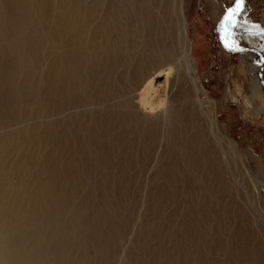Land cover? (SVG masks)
Here are the masks:
<instances>
[{
	"label": "rangeland",
	"instance_id": "1",
	"mask_svg": "<svg viewBox=\"0 0 264 264\" xmlns=\"http://www.w3.org/2000/svg\"><path fill=\"white\" fill-rule=\"evenodd\" d=\"M53 1L62 9L35 25L48 37L42 39L38 51L24 46L18 54L20 61L38 55L32 73L24 77L21 65L12 77L16 89L22 87L21 94L15 93L11 102L5 87L0 89V110L9 107L21 116L9 126H0V141L8 143L0 177L31 187L39 168L52 166L55 181L63 182L64 197L70 199L55 226L57 235L71 226L74 244L83 245H65L63 264H75V257L79 260L82 256L86 264H264V85L258 81L252 90L250 70L257 64L264 77V0H244L236 14L229 38L239 50L227 49L221 43L223 17L235 0L174 2L175 13L178 9L182 13L190 43L196 88L186 78L182 83L187 96L179 100V76L172 91L162 99L174 98L173 104L182 114L185 110L191 113L194 107L201 110L197 127L204 132L206 149L200 142L196 144V127L186 126L182 133L193 141L189 150L194 156L202 151L213 152L222 186L210 175L207 158L201 164L188 160L169 168L168 156L160 149L154 162L144 167L140 145L130 151L126 141L109 151L105 142L114 135L112 127L102 129L104 141L97 147L104 160L97 166L89 161L93 138L89 134L90 27L109 11L113 13L111 18L116 17L115 10L128 8V3ZM93 2L98 3L94 15L90 14ZM64 12L73 29L53 32L51 27ZM50 41L66 51L67 57L82 58L71 76L64 75L65 58L51 49ZM5 55L2 57L7 64L17 56ZM156 79L162 81L163 76ZM0 80L10 82L7 71L0 72ZM195 97L201 101L200 109ZM42 109L46 112L40 113ZM172 149L186 157L190 152L179 144ZM33 151L42 159L48 156L50 162H44L43 168L33 164L21 171L17 164ZM121 156H133L134 165L119 164ZM49 244L55 250L62 246L58 237Z\"/></svg>",
	"mask_w": 264,
	"mask_h": 264
},
{
	"label": "bare ground",
	"instance_id": "2",
	"mask_svg": "<svg viewBox=\"0 0 264 264\" xmlns=\"http://www.w3.org/2000/svg\"><path fill=\"white\" fill-rule=\"evenodd\" d=\"M174 2L175 0H127L128 8L112 6L118 8L115 10L116 17L111 18L113 13L111 15L109 11L105 13L101 21L92 23L88 51L90 56L89 134L93 138L91 137L89 145V161L97 166L104 160L98 155L97 147L102 140L104 141L105 135L102 129L112 127L115 129L114 135L110 137L108 133L110 138L105 142L108 150L120 147L126 141L128 143L126 147L130 151L140 145L143 156H141V162L139 160L138 162L144 167L154 162L155 155L160 149L168 156L166 166L169 168H173L174 165L178 167L179 163H185L188 160L194 165L201 164L207 158L210 175L219 186H222L221 172L218 171L219 165L216 164V158L213 159L211 155L212 151L209 150L210 153L207 152L208 150L202 151L198 154L199 156H194L189 150L193 141L187 140L182 133L186 126L196 127L198 136L196 144L200 142V145L204 146L205 140H202L204 132L197 127L199 124L197 114L201 110L197 111L194 107L190 109L191 113L188 111L187 114L185 110L182 114L180 107L173 104L174 98L167 101L162 99V96L172 91L173 84L178 82L177 78L180 77L181 90L177 97L179 100L182 101L187 96L182 83L186 78H189L193 87L196 88L190 43L185 32L182 13L179 9L178 13H175ZM59 9L62 7L53 0H0V72L7 71L10 75V82L0 80V89L5 87L8 101L12 102L13 95L22 92V87L16 89L12 80L19 66L22 65L20 73L27 77L36 69L38 62V55L20 61L19 52L24 46H30L34 52L38 51L42 39L48 35L42 33L35 25ZM97 11L98 3L93 2L90 14L94 15ZM72 25L68 13L64 12L51 29L59 33V31L73 29ZM232 27L233 24L222 25L223 41L221 40V43L225 48H227L226 43L232 45L229 47L230 50H239L238 45L233 44L235 41L229 38ZM27 32L28 36L25 35ZM51 45L53 51L65 58L62 65L64 75L68 77L74 74V68L82 58L76 56L75 59H71L67 57L66 51L58 49L59 46L55 42L52 41ZM4 53L10 56L17 54L11 57L8 62L9 67L2 57ZM5 67L7 68L4 69ZM173 67L176 73L171 75ZM250 70L253 74L252 90L255 91L259 81V67L257 64L252 65ZM159 75L163 76L162 81L156 79ZM45 81L49 80L45 79ZM195 102L200 109L201 101L197 99ZM8 108L0 110V126H9L21 119L19 114ZM44 110L42 109L40 113ZM36 138L33 134V139ZM176 144L190 151L187 157L181 152H174L172 148ZM7 149L8 143L0 141V168L7 157ZM128 158L122 159L121 156L118 163L131 167L134 165L133 156ZM23 159L26 160H21L17 164L21 171L28 170L33 164L43 168L44 162H50L48 156L42 159L34 151L33 154L28 155V158ZM180 172L184 173L183 170ZM53 174L52 166L47 169L39 168L34 175L31 187L18 181L9 183L0 177V264H63L65 245L78 248L83 246L76 245L77 242L74 244L71 239V233H73L71 226L57 235L55 226L61 221V211L68 209L70 199L64 197L66 196L64 195L65 186L63 182H56ZM53 237H58L62 245L57 250L49 247V241ZM221 248L219 243L217 249ZM105 251L110 253V250ZM73 263L86 264V259L84 256L79 260L75 257Z\"/></svg>",
	"mask_w": 264,
	"mask_h": 264
},
{
	"label": "snow or ice",
	"instance_id": "3",
	"mask_svg": "<svg viewBox=\"0 0 264 264\" xmlns=\"http://www.w3.org/2000/svg\"><path fill=\"white\" fill-rule=\"evenodd\" d=\"M243 2L244 0H235L234 6L227 9V11L224 14L223 21H222L223 26H228V25H232L236 23L235 16L239 12L240 8L242 7ZM234 43L235 42H233V44ZM226 46L232 47V45H229L227 43H226Z\"/></svg>",
	"mask_w": 264,
	"mask_h": 264
},
{
	"label": "water",
	"instance_id": "4",
	"mask_svg": "<svg viewBox=\"0 0 264 264\" xmlns=\"http://www.w3.org/2000/svg\"><path fill=\"white\" fill-rule=\"evenodd\" d=\"M235 20H237L236 17H235ZM259 81L264 85V77H263V74H262V70L261 69H259Z\"/></svg>",
	"mask_w": 264,
	"mask_h": 264
}]
</instances>
